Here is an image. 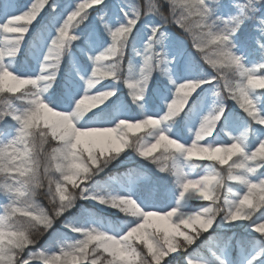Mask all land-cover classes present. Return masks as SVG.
I'll use <instances>...</instances> for the list:
<instances>
[{
	"label": "snow or ice",
	"instance_id": "1",
	"mask_svg": "<svg viewBox=\"0 0 264 264\" xmlns=\"http://www.w3.org/2000/svg\"><path fill=\"white\" fill-rule=\"evenodd\" d=\"M0 264H264V0H0Z\"/></svg>",
	"mask_w": 264,
	"mask_h": 264
},
{
	"label": "rangeland",
	"instance_id": "2",
	"mask_svg": "<svg viewBox=\"0 0 264 264\" xmlns=\"http://www.w3.org/2000/svg\"><path fill=\"white\" fill-rule=\"evenodd\" d=\"M22 2H23V0H22Z\"/></svg>",
	"mask_w": 264,
	"mask_h": 264
}]
</instances>
